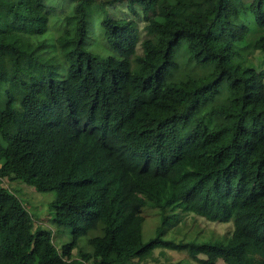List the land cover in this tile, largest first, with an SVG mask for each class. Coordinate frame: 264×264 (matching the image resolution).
<instances>
[{
    "label": "trees",
    "instance_id": "1",
    "mask_svg": "<svg viewBox=\"0 0 264 264\" xmlns=\"http://www.w3.org/2000/svg\"><path fill=\"white\" fill-rule=\"evenodd\" d=\"M58 1L0 0V264H138L158 248L264 264V0ZM119 2L144 37L109 14ZM182 48L198 73L175 77ZM6 178L57 190L51 221L72 240L36 228ZM191 212L234 231L165 235Z\"/></svg>",
    "mask_w": 264,
    "mask_h": 264
},
{
    "label": "rangeland",
    "instance_id": "2",
    "mask_svg": "<svg viewBox=\"0 0 264 264\" xmlns=\"http://www.w3.org/2000/svg\"><path fill=\"white\" fill-rule=\"evenodd\" d=\"M65 0H59L58 5L65 4ZM110 15L114 17H129L135 18L142 31V36H145V25L143 14H136L132 11L127 2H119L108 9ZM157 41V37H155ZM139 51L142 48L139 47ZM177 61L180 64L181 69L175 73V77L183 76L182 73L185 71H195L193 66L186 65L188 56L184 53V49H180L178 52ZM182 71V72H181ZM198 73V72H197ZM229 92L224 86L220 93L217 95L215 104H222L228 101ZM18 128L14 125H9L10 132H16ZM3 185L10 189H18L22 200L25 201V205L33 213H35V227L36 228H51L53 230V238L56 245L61 248V246L72 240V235L70 228L68 226H63L57 229L53 226L51 217L52 212L49 209V204L56 200L59 196L57 190L51 192H38L35 187L29 186L18 180L11 178H6L3 180ZM145 221L143 224L144 238L145 240L155 236L156 226L159 223V215L154 209H147L145 213ZM234 231V225L232 222H220L212 221L204 216L198 215L196 213H182L179 220L171 225L166 231V236H173L175 239L183 240L185 242L190 240H211L219 239L226 236H231ZM89 248L92 249V243L86 241ZM203 257V255H201ZM199 264L197 261L190 258L187 251H177L171 249L158 248L151 255H146L142 261H138V264ZM219 264H227L224 260L220 259Z\"/></svg>",
    "mask_w": 264,
    "mask_h": 264
}]
</instances>
